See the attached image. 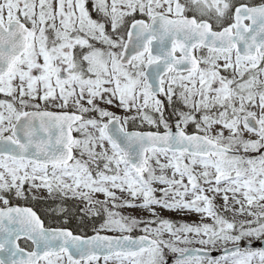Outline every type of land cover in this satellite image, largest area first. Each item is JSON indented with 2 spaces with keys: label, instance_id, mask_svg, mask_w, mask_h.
Instances as JSON below:
<instances>
[{
  "label": "snow or ice",
  "instance_id": "obj_1",
  "mask_svg": "<svg viewBox=\"0 0 264 264\" xmlns=\"http://www.w3.org/2000/svg\"><path fill=\"white\" fill-rule=\"evenodd\" d=\"M0 264H264V0H0Z\"/></svg>",
  "mask_w": 264,
  "mask_h": 264
},
{
  "label": "rangeland",
  "instance_id": "obj_2",
  "mask_svg": "<svg viewBox=\"0 0 264 264\" xmlns=\"http://www.w3.org/2000/svg\"><path fill=\"white\" fill-rule=\"evenodd\" d=\"M165 215L166 216H171V217H173V218H176L175 217V214H173V213H165ZM186 219H196L195 217H189V218H186Z\"/></svg>",
  "mask_w": 264,
  "mask_h": 264
},
{
  "label": "water",
  "instance_id": "obj_3",
  "mask_svg": "<svg viewBox=\"0 0 264 264\" xmlns=\"http://www.w3.org/2000/svg\"><path fill=\"white\" fill-rule=\"evenodd\" d=\"M215 254H217V255H218V253H215Z\"/></svg>",
  "mask_w": 264,
  "mask_h": 264
}]
</instances>
